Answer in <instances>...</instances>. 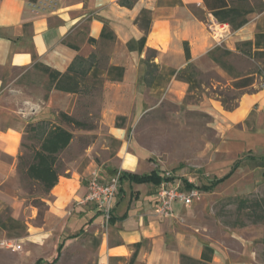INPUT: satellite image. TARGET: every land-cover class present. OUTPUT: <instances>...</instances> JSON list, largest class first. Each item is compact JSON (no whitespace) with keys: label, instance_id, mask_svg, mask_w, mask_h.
<instances>
[{"label":"crops","instance_id":"0c3cea01","mask_svg":"<svg viewBox=\"0 0 264 264\" xmlns=\"http://www.w3.org/2000/svg\"><path fill=\"white\" fill-rule=\"evenodd\" d=\"M143 9L150 16L146 33L137 20ZM247 18L239 29L232 30L228 25V36L218 44L209 29L216 20L203 0H0V186L18 178V157L22 154L26 125L49 119L53 112H68L72 100L78 96L53 87L46 89L48 76L40 71L39 65L65 72L71 65L80 66L76 56L93 55L90 72L97 66L106 88L102 113L110 131L121 139L126 128L116 126L117 116H123L129 125L134 114L144 110L150 96L144 80V60L149 59L164 72L179 70L188 62L208 55L216 46L236 51L238 42L253 40L257 32L263 34L264 49V9L249 13ZM144 34L141 47L138 40ZM185 43L190 59L186 58ZM103 47L109 49L105 67L100 68L97 58ZM110 66L123 67L120 80L110 79L107 74ZM14 71L19 73L4 85L6 72ZM13 82L14 88L6 90ZM29 86L44 87V95L30 93ZM251 86V90L240 93L232 109L214 106L221 119L220 138L214 148L220 159L210 168L225 170L217 177L228 173L244 157L264 167V82ZM187 88L186 82L171 76L156 90L179 98ZM118 155L120 171L143 174L153 170L151 162L140 160L126 149L121 148ZM239 167L240 164L233 173ZM97 168L90 164L83 172L69 170L68 175L60 174L57 183L41 197L46 203L42 223L35 225L29 221L35 214L31 209L26 224L23 223L25 233L21 237L16 235V239L36 246L45 243L47 251L49 248L55 253L60 243L62 249L72 242L86 249L95 248L92 264H125L135 250L133 244L138 242L134 263L180 264L181 254L200 257L202 246L194 251L179 248L176 252L171 245L179 241L182 246L180 236L175 233L173 242L169 241V220L185 212L189 205L175 201L173 216L155 214L159 185L151 182L136 183L127 177L119 180L109 224L104 227L101 211L84 200L87 184L82 178L89 177ZM101 176L104 180L111 178L102 172ZM14 198L18 211L13 217L18 220L19 213L31 205L24 204V197ZM38 259L42 263L49 261L37 255L30 264H36ZM14 264H19L18 260Z\"/></svg>","mask_w":264,"mask_h":264},{"label":"rangeland","instance_id":"374dc122","mask_svg":"<svg viewBox=\"0 0 264 264\" xmlns=\"http://www.w3.org/2000/svg\"><path fill=\"white\" fill-rule=\"evenodd\" d=\"M108 49L103 47L98 54L97 65L100 68L105 67ZM213 55L224 61L228 69H223L208 55L194 61L189 69L193 78L192 88L190 91L187 88L179 98L165 95L164 90L146 86L150 96L143 105L144 110L134 114L129 125H126V119L119 116L115 120V124H122L126 128L121 139L110 131L102 113L106 89L104 77L88 76L81 85L82 92L72 100V108L68 110L71 115L86 122L87 127L67 125L54 112L49 115L51 122L60 123L73 132L72 141L60 153L59 172L61 175L70 174L69 170L83 172L93 164L98 167L96 171L104 176H119L118 154L121 148L126 149L140 160L151 162V168L163 175L193 182L200 188L199 196L189 204L187 210L169 220V241L173 242L175 233L182 240V246L179 241L171 243L176 252L179 248L186 250L185 247L194 251L203 243H208L215 250L214 264H264V167H258L257 161L244 157L230 178L211 191L205 192L201 188L225 171L210 168L220 159L214 148L220 138L218 126L221 119L214 106L220 105L225 109L223 102L234 106L241 92L252 89L251 85L234 88L235 76L252 74L253 83L258 85L264 82L263 59L239 51L224 54L222 47ZM18 73L6 72L4 85ZM14 85L15 82L9 84L6 90L14 88ZM27 90L30 93H45L44 87L29 86ZM25 136L23 141L28 145L32 140ZM27 152L26 148H22L23 154ZM87 178H82L86 184ZM0 187V223L5 221L9 229L2 228L0 224V240L12 239L20 245L16 250L0 246V264H14L15 260L19 264H30V260L37 255L52 260L56 253L49 248L47 251L45 243L36 246L24 239H16L24 235L23 223L26 224L31 209L35 210V214L29 221L35 225L42 223L46 203L41 197L46 196L47 192L22 174ZM15 195L24 197V204L31 205L25 212L22 210L19 213L20 226L9 221L18 211L13 204ZM239 197L247 198L251 206L239 208L236 199ZM175 207L178 210L180 205ZM108 224L109 221L103 222L104 227ZM94 251L95 248L86 249L72 242L62 249L55 263L92 264Z\"/></svg>","mask_w":264,"mask_h":264},{"label":"trees","instance_id":"16d2710c","mask_svg":"<svg viewBox=\"0 0 264 264\" xmlns=\"http://www.w3.org/2000/svg\"><path fill=\"white\" fill-rule=\"evenodd\" d=\"M206 9L213 15L215 20L219 23H227L232 30L239 29L247 21V15L254 11H262L264 4L261 0H203ZM139 25L147 32L150 24L149 11L143 9L140 12V16L137 18ZM105 30V28H104ZM103 36V30H102ZM145 41V34L138 40L141 47ZM129 46V43H128ZM221 47L216 46L212 51L208 53V56L214 60L223 69L227 70L228 66L224 61L213 55V53L219 50ZM236 51L243 53L248 56H255L263 59L264 64V49H263V34L257 32L253 40H245L236 44ZM224 54L233 53L232 50L223 48ZM185 54L186 58L190 59V52L188 44L185 43ZM94 56L90 58H84L82 56H76V61L80 63L77 68L75 65H71L65 72L53 69L47 65L41 64L38 66L40 71L48 76V86L46 89L56 88L64 90L70 93L80 94L82 92L81 85L83 81L88 77H98L102 72L97 68L90 72V68L93 65ZM86 62V63H85ZM146 69L144 80L148 86L157 88L159 84L164 81H168L171 76H175L176 79L184 81L188 84V91L192 88L193 78L189 73V69L192 67V63L188 64L179 70L169 69L166 72L159 70L158 66L149 61L144 60ZM123 67L121 66H110L107 74L111 80H120L123 75ZM254 79L252 74H245L243 76H235L233 87L236 89L245 88L252 85ZM155 85V86H153ZM224 103L225 109H232L234 106ZM57 117L60 121L65 122L67 125L74 127L85 128L87 123L74 117L69 112L59 111ZM125 119L123 116H119ZM122 124L116 123V126ZM25 137L32 140L28 145L22 141V148L27 149L26 154L19 155L18 161V172L22 174L28 181L38 183L44 192H48L58 181L59 172V156L60 153L68 147L73 138V132L63 126L60 123L51 122L49 119H39L34 123H28L25 127ZM240 164V160L237 161L231 170L221 177L215 176L208 184H203L201 188L203 191H211L219 183L230 177L236 167ZM129 178L131 181L136 183L151 182L156 185H160L163 181H170L174 179L173 176H165L160 171L153 169L148 173L137 174L126 170L119 172L118 179ZM186 188L196 186L195 184L184 180ZM199 190L200 188L196 186ZM237 205L241 209L249 208L251 205L248 204L249 200L245 197H239ZM11 224L18 226L22 223L14 218H9ZM1 227L8 229L5 221H2ZM24 225V224H23ZM9 230V229H8ZM140 243H135L134 252L131 254L127 261V264H133L136 257V251ZM63 243H60L57 247L56 256L45 264H54L62 251ZM214 247L211 244L203 243L202 252L199 258H194L187 254L180 255V264H214ZM119 260L120 258H115ZM36 264H42L41 260L38 259Z\"/></svg>","mask_w":264,"mask_h":264},{"label":"built area","instance_id":"2783aa9c","mask_svg":"<svg viewBox=\"0 0 264 264\" xmlns=\"http://www.w3.org/2000/svg\"><path fill=\"white\" fill-rule=\"evenodd\" d=\"M209 29L218 44H221L229 34L228 24L226 23L213 22L209 25ZM118 183V175L111 177L109 180H104L98 171L92 172L87 179V192L84 200L95 204L98 210L101 211L106 223L110 218ZM198 196L199 189L196 186L186 188L184 182L177 179L163 181L155 193L156 205L154 212L159 216L171 217L174 215L173 203L175 201H181L185 205H189ZM0 246L12 250L20 248V245L12 239L0 240Z\"/></svg>","mask_w":264,"mask_h":264}]
</instances>
